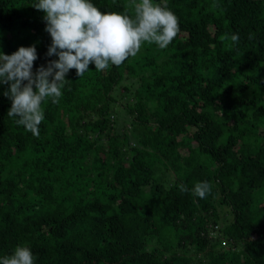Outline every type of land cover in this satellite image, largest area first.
Here are the masks:
<instances>
[{
  "label": "trees",
  "instance_id": "1",
  "mask_svg": "<svg viewBox=\"0 0 264 264\" xmlns=\"http://www.w3.org/2000/svg\"><path fill=\"white\" fill-rule=\"evenodd\" d=\"M37 2L0 0V51L35 45L34 72L58 59ZM155 2L177 38L70 70L38 137L0 84V258L27 245L35 264H264V0Z\"/></svg>",
  "mask_w": 264,
  "mask_h": 264
},
{
  "label": "clouds",
  "instance_id": "2",
  "mask_svg": "<svg viewBox=\"0 0 264 264\" xmlns=\"http://www.w3.org/2000/svg\"><path fill=\"white\" fill-rule=\"evenodd\" d=\"M32 7L43 13L45 31L51 37L46 55L58 59L34 72L35 45L19 47L11 55L0 51V84L9 86L3 93L11 101L7 116L37 137L45 119L43 105L59 104L70 70L82 77L90 64L98 72L110 65L119 67L136 57L144 44L164 50L180 33L179 18L155 0H129L123 12H103L92 0H38ZM222 38L234 43L240 39L239 34ZM179 190L186 193L189 188L181 184ZM191 192L207 199L212 185L197 182ZM0 264H35V257L27 245H18L11 255L0 258Z\"/></svg>",
  "mask_w": 264,
  "mask_h": 264
},
{
  "label": "rangeland",
  "instance_id": "3",
  "mask_svg": "<svg viewBox=\"0 0 264 264\" xmlns=\"http://www.w3.org/2000/svg\"><path fill=\"white\" fill-rule=\"evenodd\" d=\"M221 210L224 212L222 214H225L226 216H228L230 219L233 218V212L232 210H230V212L228 211V209L226 208V206H222Z\"/></svg>",
  "mask_w": 264,
  "mask_h": 264
}]
</instances>
